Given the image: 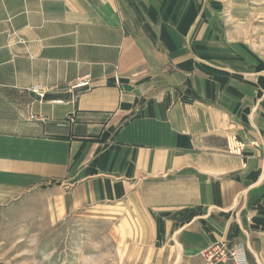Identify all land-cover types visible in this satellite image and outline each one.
<instances>
[{"label": "crops", "instance_id": "0c3cea01", "mask_svg": "<svg viewBox=\"0 0 264 264\" xmlns=\"http://www.w3.org/2000/svg\"><path fill=\"white\" fill-rule=\"evenodd\" d=\"M245 3L0 0V204L32 232L120 214L144 264H206L220 243L264 264V36Z\"/></svg>", "mask_w": 264, "mask_h": 264}, {"label": "rangeland", "instance_id": "374dc122", "mask_svg": "<svg viewBox=\"0 0 264 264\" xmlns=\"http://www.w3.org/2000/svg\"><path fill=\"white\" fill-rule=\"evenodd\" d=\"M244 1L249 16L245 32L264 36V0ZM7 202L0 204V264H144L143 252L127 236L128 225L120 214L73 213L51 227L35 216L32 232Z\"/></svg>", "mask_w": 264, "mask_h": 264}, {"label": "built area", "instance_id": "2783aa9c", "mask_svg": "<svg viewBox=\"0 0 264 264\" xmlns=\"http://www.w3.org/2000/svg\"><path fill=\"white\" fill-rule=\"evenodd\" d=\"M81 86H86V83ZM33 92L39 91L38 87H33ZM42 95L40 94L39 97ZM260 145L264 150V133L262 134ZM206 264H222L231 261L233 264H249L246 253L241 247H229L224 243L216 244L202 251L199 255Z\"/></svg>", "mask_w": 264, "mask_h": 264}]
</instances>
